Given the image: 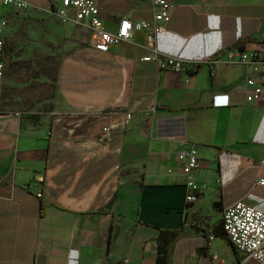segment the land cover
<instances>
[{"label":"crops","instance_id":"crops-1","mask_svg":"<svg viewBox=\"0 0 264 264\" xmlns=\"http://www.w3.org/2000/svg\"><path fill=\"white\" fill-rule=\"evenodd\" d=\"M170 1L155 46L183 60L181 72L142 59L143 30L100 51L88 26L49 13L59 0H28L25 13L0 4V264H158L161 231L177 229L161 264H238L222 211L236 200L264 211L255 186L264 107L246 100L250 70L228 51L264 41V0ZM96 3L109 30L155 12L149 0ZM33 28L75 42L58 62L49 106L19 102L9 73L8 36ZM103 127L110 133L100 138ZM189 144L200 159L192 202L178 155Z\"/></svg>","mask_w":264,"mask_h":264},{"label":"built area","instance_id":"built-area-1","mask_svg":"<svg viewBox=\"0 0 264 264\" xmlns=\"http://www.w3.org/2000/svg\"><path fill=\"white\" fill-rule=\"evenodd\" d=\"M155 9L151 21L140 20L136 24L128 17H122L113 30H109L101 19L96 0H59L56 10H49L62 23L73 22L85 24L90 31L92 46L100 51H108L111 45L120 44L131 39L135 28L145 31V39L149 54L143 60H156L162 68L181 72L184 62L181 59L168 56L158 51L155 37L166 31V24L171 18L173 3L170 0H149ZM0 4L10 6L19 13H25L30 7L28 0H0ZM7 21L0 19V77L4 74L5 62V27ZM230 56L235 55V61L247 66L250 70L243 84L247 89L246 100L264 107V41L258 43L254 50L230 49ZM194 68V64H187ZM127 114V118H131ZM110 133V128L103 127L100 138ZM182 161V169L186 176L188 188L185 199L196 201L200 196L199 186L191 179L192 170L200 166L197 148L189 144L178 152ZM255 186L264 188V176L259 177ZM41 192L37 193L41 197ZM250 196H254L250 193ZM264 203V200H260ZM222 227L227 240L240 253L238 264H264V211L247 204L243 200L224 207L222 211ZM209 238H212L209 235Z\"/></svg>","mask_w":264,"mask_h":264},{"label":"rangeland","instance_id":"rangeland-1","mask_svg":"<svg viewBox=\"0 0 264 264\" xmlns=\"http://www.w3.org/2000/svg\"><path fill=\"white\" fill-rule=\"evenodd\" d=\"M12 53L10 74L17 84L16 98L39 107L56 101L54 77L61 56L74 47L68 37L52 39L33 28L13 39L7 38Z\"/></svg>","mask_w":264,"mask_h":264},{"label":"trees","instance_id":"trees-1","mask_svg":"<svg viewBox=\"0 0 264 264\" xmlns=\"http://www.w3.org/2000/svg\"><path fill=\"white\" fill-rule=\"evenodd\" d=\"M179 229L177 230H163L161 231L162 233H160L159 235V240H160V244H159V249H158V264L160 263H163L164 262V258L166 257V254H167V246L168 244L170 243L171 239L173 237H175L178 233H179ZM166 233H169V236L168 237H165V234ZM213 235V234H211ZM221 235L223 237H226L225 235V232L223 231V233H221Z\"/></svg>","mask_w":264,"mask_h":264}]
</instances>
